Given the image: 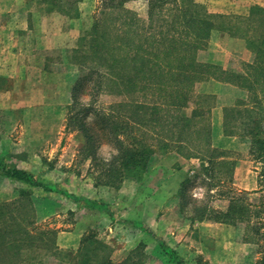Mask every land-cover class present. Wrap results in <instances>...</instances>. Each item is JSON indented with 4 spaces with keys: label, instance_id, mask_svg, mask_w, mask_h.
<instances>
[{
    "label": "rangeland",
    "instance_id": "obj_1",
    "mask_svg": "<svg viewBox=\"0 0 264 264\" xmlns=\"http://www.w3.org/2000/svg\"><path fill=\"white\" fill-rule=\"evenodd\" d=\"M193 1L203 6L209 14L229 16L230 18L247 16L254 7L264 10V7L258 4L245 7L233 4L229 9L221 4L216 6L217 3H213L211 0ZM167 5L166 7L172 6L171 2ZM80 6L84 7V10L80 11ZM148 6L147 0H131L124 3L123 11L134 12L139 18V27L142 28L148 26L142 24L149 21ZM53 7V12H59L63 16L62 27L68 25L69 33L71 32V36L68 37L69 42L60 45L52 44V48L39 52L38 56L41 58L36 57V59L28 61L33 65L32 71L30 69L28 73V82L12 83L9 78H0V161L9 167H17L31 172L40 181L52 183L73 195L108 203L115 221L110 220L106 212L90 211L60 194L44 193L40 189H29L35 209V216L31 221L35 223L37 231H54V242L65 256L63 261L70 264H76L82 258L79 252L81 240L83 236L86 237L89 234H94V237L108 247L109 258L114 263L128 259L127 264H170L156 242V239H161L172 249H177L176 252L188 264H228L229 261L223 252L225 251L224 246H226L223 243L224 236L227 237L228 233L219 232L216 230L217 227L195 225L199 221L193 219L196 207L207 204L218 210L227 205L223 199H219V196L232 187L235 171L233 177L228 179L226 170L220 169V164L217 163L220 158L215 160L212 169L208 166L204 167L202 162L203 164H200L202 173L186 176L180 183L178 193L175 194L170 189L173 185L171 178L161 179L160 183L161 185L165 183V188H158V177L163 178L171 175L170 169L163 170L160 162L162 159H169L170 155H179L174 150H170L166 154L156 152V155L150 160L147 171L138 178L123 180L117 189L102 185L94 180L97 175V171L93 167L94 159L97 162L108 161L117 154L115 145L113 146L107 139L104 142L105 134L94 127L101 117L98 113H108L109 110L116 109L124 98L96 93L93 90V86L98 84L96 75L99 61L95 59L94 55H90L94 54V51L89 49V46H86L85 49L90 56L84 64L81 61H76L75 58L82 55L83 42L90 38L89 35L86 39L85 35L93 30L95 22L106 21L109 27L106 31L110 33H124L126 30L124 21L128 20L129 15H123L121 19L116 18L115 10L110 6L109 0H63L62 4L55 3ZM56 8L60 11H55ZM217 9H222V11L219 12ZM55 23L60 28V24ZM234 24L237 22L230 19L222 22L225 28ZM77 26L78 28H76ZM76 34L77 37H75ZM72 36L75 39H72ZM83 36L84 40H82ZM212 36L217 38L214 40L216 45L221 43L223 49L228 48L231 51L225 66L207 63L218 66L227 72L222 76H227L228 72L243 73L244 66L253 62L254 55L247 49L244 40V46L241 47L238 42L228 43L225 40L226 37L239 38L219 30H213L209 39L198 50V61H200L198 54L206 50ZM212 41L211 46L213 45ZM76 49H79L78 53H75ZM236 51L240 53H236ZM30 55L34 56L31 53ZM21 62L23 65L27 61L21 60ZM41 68L43 70H39ZM214 82L244 92V96L236 97L234 103L237 100L249 98L246 91L230 82L210 78L196 84L194 92L198 95L197 101L203 99L201 96L208 97L204 106L210 108L207 120L211 130V146L218 149L217 151L223 152L224 158L229 157L230 163L235 164L234 159L252 161L253 163H248L247 166L258 168L260 175L264 171V159L250 154L251 139L249 137L227 136L224 134V124H222L224 136L240 139L232 145L236 151L224 150L221 147H215L212 143L211 109L216 103V96L203 93L201 89L204 83L212 84ZM232 91L235 90L227 89L222 92V96L232 95ZM84 110L90 112L85 118L84 124L91 128V133L97 131L102 139L101 145L97 146L95 143L93 147L86 143L84 134L78 126ZM83 149L89 155L84 157ZM197 159L200 160V158ZM205 160L207 159L202 161L205 162ZM0 183H5L6 193L15 192L16 195L18 194L20 188L11 183L19 182L4 181L0 178ZM167 189H170L169 196L166 195ZM182 189L183 191H181ZM249 197L252 201H258V196L249 194ZM145 200H149V202L144 204ZM167 207L171 209L168 213L169 216L164 215V219L161 220L162 211L166 213ZM188 218H191L192 224L187 229ZM123 221L140 222L149 226L153 231V237L136 227L123 224ZM159 221L163 225L157 228L156 223ZM216 233L222 236L219 239L221 245L218 250H216L218 248ZM235 234V240L239 242L250 239L252 230L250 226L239 223L236 230L234 229V237ZM258 246L254 242H248L246 250L241 252V255H246L248 264H257L261 257ZM85 253L83 252V254ZM241 255L237 251L232 253L231 259L234 264H238V260L242 258ZM58 261H60V257L58 259L48 258L46 264H57Z\"/></svg>",
    "mask_w": 264,
    "mask_h": 264
},
{
    "label": "trees",
    "instance_id": "obj_2",
    "mask_svg": "<svg viewBox=\"0 0 264 264\" xmlns=\"http://www.w3.org/2000/svg\"><path fill=\"white\" fill-rule=\"evenodd\" d=\"M128 1L131 0H109L116 18L129 15L124 21L125 32L110 33L106 31L109 28L106 21L95 22L93 30L85 35L86 39L89 35L90 38L83 42L82 55L75 58L84 64L94 55L99 67L98 84L93 90L124 98L116 109L98 113L101 117L94 127L105 134L104 142L107 139L115 145L117 154L108 161L94 159L93 167L97 171L94 180L117 189L123 180L138 178L147 171L156 152L166 154L170 150L186 159H207L212 169L223 152L211 146L207 120L210 108L204 106L208 97L201 96L203 99L197 101L198 95L194 92L196 84L210 78L233 83L249 94L247 100H237L223 108L224 134L249 137L250 154L264 159V10L254 7L247 16L230 18L209 14L193 0H147L149 21L142 24L148 26L140 28L136 14L123 11ZM169 2L172 6L166 7ZM228 19L237 24L223 27L222 22ZM213 30L246 42L254 58L244 66L243 73L228 72L222 76L227 72L220 67L197 60L198 50ZM86 46L94 54L88 55ZM82 114L78 126L86 143L93 147L95 143L101 145L97 131L91 133V128L84 124L90 112L84 110ZM82 155L89 154L83 149ZM217 163L231 179L235 164L228 159ZM0 176L26 186L19 189L16 199L0 203V264H46L53 257H60L57 264H70L63 261L65 256L54 242L55 232L37 231L31 221L35 209L29 189L60 194L90 211L106 212L113 220L105 202L73 195L52 183L40 181L31 172L9 167L1 161ZM260 186L261 198L257 203L251 202L250 193L229 187L221 193L228 202L225 210L204 204L195 208L193 219L250 226L252 236L246 240L259 245L261 257L257 264H264V171L260 173ZM122 223L153 237L152 231L142 223ZM94 236H83L79 250L82 258L76 264H127L128 259L112 262L108 247ZM156 242L170 264H188L163 240L156 239Z\"/></svg>",
    "mask_w": 264,
    "mask_h": 264
},
{
    "label": "crops",
    "instance_id": "obj_3",
    "mask_svg": "<svg viewBox=\"0 0 264 264\" xmlns=\"http://www.w3.org/2000/svg\"><path fill=\"white\" fill-rule=\"evenodd\" d=\"M62 1L63 0H0V78H9L12 81V83H17L22 81L28 82L29 70L31 69L32 71L33 69V65L30 64L28 61H30L31 59L34 60L36 59V57L41 58L38 56L39 52L52 48V44L60 45L61 43L69 42L68 37L69 35L71 36V32L69 33L68 25L62 27L63 26L62 14L59 12H53L54 10H52V8H54L53 6L55 5V3L62 4ZM211 1L213 3H217L216 6H220L221 4L224 7H229V9H230V5L233 4L242 7H245L246 5L249 6V5L258 4L264 7V0H211ZM79 10L80 11L84 10V7L80 6ZM55 11H60V10L56 8ZM217 11L220 12L222 11V9H217ZM81 17L83 18L82 12H81ZM55 22H58L60 24V28L56 26ZM76 28H78V26ZM75 37H77V34ZM75 37L72 36V39L73 38L75 39ZM212 38L210 40V43H208V47L206 48L207 51L205 50L204 52L202 51L200 54H198V58L201 62L204 63H212L220 66H225L228 62V56L229 54H231V51L228 48L223 49L221 43H217L216 45V43H214V40H217V38L213 36ZM222 40L223 38L221 37V41ZM225 40L228 43L238 42L240 47L243 45L242 39H236V38L232 39L226 37ZM211 41L213 44L212 46H211ZM34 45H36V47H34ZM240 52L242 53L243 49ZM240 52L236 51V53H240ZM30 53L33 54L34 56H31ZM21 60L27 62L22 65ZM28 64H30V66H28ZM39 70H43V69L41 68ZM227 89H232L235 91H232V95L230 94L227 95L226 97H224V95L222 96L223 94L222 92L226 91ZM201 91L203 93L212 94L216 96V103L211 109L213 145L215 147H221L224 150L236 151V149L232 145L233 143L239 141L240 139L236 137L224 136L222 130V124H223L222 111L224 107L232 106L234 104L236 97L238 96H240V98L243 97L244 92L243 91L240 92L241 90H237L236 88H233L231 86L230 87L226 86L225 84H219L217 82H214L212 84L204 83V86L202 85ZM7 92L9 93V90ZM170 158H172V160H170ZM227 159L229 160V157L224 158L222 156L220 159H218V161L222 162V161H226ZM234 161L236 163L234 170L235 177H234V182L232 183V189H234L237 192H246V193H250L251 195L258 196V200H260L261 186H260V175L258 172V168L255 167L249 168L247 166L248 163L252 164L253 163L252 161L251 162L243 161L241 159L240 160L234 159ZM160 164H162L163 170L167 168L170 169L171 175L169 177L164 176L163 178L158 177V188L161 187L163 189L165 188V183H162V185L160 183L161 179L168 180L171 178V180H173L172 181L173 185L170 187V189L173 192V194H175L176 192L178 193V190L180 188V183L181 181L184 180L186 176H189V174H193V173L198 174L201 172L202 166L200 164H203L204 167L208 166L209 168H211L210 167L211 164H209L207 160H205L204 162L197 158L185 159L177 154L170 155L169 159H162ZM0 178H2V180L4 181L5 180L10 181L9 179L4 178L2 176ZM11 184L16 185L18 188H26V186L22 185L21 183H11ZM4 186L5 183H0V203L9 202L16 199L18 194L16 195L15 192L6 193ZM123 187L124 186L122 185V188ZM170 189H167L166 192L167 196L170 195L169 193ZM219 199H223V201H225L226 204L228 203L227 200H225L224 197L222 196H219ZM149 200L148 201L145 200L144 204H147ZM251 202L254 203L255 201H251ZM226 207L227 205L225 207H222V209H218V210L223 211L226 209ZM170 210L171 209L167 207L166 213L162 211V216H160L162 217L161 220L168 215ZM173 215L176 217L175 214ZM109 219L112 220L110 217ZM112 221H115L114 217ZM136 223H140V222H136ZM188 224L189 225L187 229L189 228L190 224H192L191 218H188ZM160 225H163L160 221L156 223L157 228H160ZM195 225H200L205 227H217L216 230H218L219 232L222 231L223 233H228L227 237L224 236V240H223V243L226 244V246H224L225 251L223 252H225L226 259L229 261L228 264H234L231 259L233 252L237 251L238 254L241 255V252L246 250V245L248 241L247 240L245 241L244 239L238 242L235 240L236 234L235 237L233 236L234 229L236 230L237 224L229 225V224L217 223L205 219L199 221ZM149 229L152 231L150 227ZM221 237L222 236H220V234H217L216 236V239L218 241L217 242L218 248L216 250L220 249L221 243L219 242V239ZM174 250L177 251V249ZM241 257L242 258L238 260V264H248V259L246 261V255H241Z\"/></svg>",
    "mask_w": 264,
    "mask_h": 264
}]
</instances>
